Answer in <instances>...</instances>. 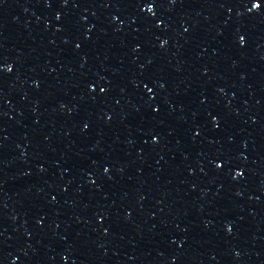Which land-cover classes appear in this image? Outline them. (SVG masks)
I'll list each match as a JSON object with an SVG mask.
<instances>
[{"label":"water","instance_id":"1","mask_svg":"<svg viewBox=\"0 0 264 264\" xmlns=\"http://www.w3.org/2000/svg\"><path fill=\"white\" fill-rule=\"evenodd\" d=\"M157 264H264V0H100Z\"/></svg>","mask_w":264,"mask_h":264}]
</instances>
